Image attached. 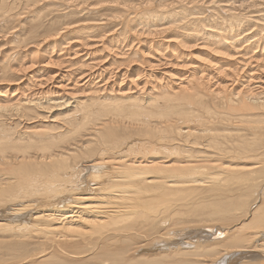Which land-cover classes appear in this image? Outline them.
<instances>
[{
    "label": "bare ground",
    "instance_id": "1",
    "mask_svg": "<svg viewBox=\"0 0 264 264\" xmlns=\"http://www.w3.org/2000/svg\"><path fill=\"white\" fill-rule=\"evenodd\" d=\"M0 143L10 264H264V0H0Z\"/></svg>",
    "mask_w": 264,
    "mask_h": 264
},
{
    "label": "rangeland",
    "instance_id": "2",
    "mask_svg": "<svg viewBox=\"0 0 264 264\" xmlns=\"http://www.w3.org/2000/svg\"><path fill=\"white\" fill-rule=\"evenodd\" d=\"M20 22H21V19H20ZM20 22H16L14 25L16 26L18 23H20ZM23 23V22H22ZM24 23H26V21H24ZM26 26V25H25ZM45 122H48V121H46L45 119H42L41 121H38V120H33L32 121V123H38V124H44ZM31 126H34V124H32ZM14 141L12 142V143H18V144H21V146H25V145H27L28 143H26V141L24 142V141H22V140H18L17 138H14L13 139ZM1 144V143H0ZM135 143H133V144H131L130 146H132V145H134ZM134 150H137V147H135L134 148ZM31 151V150H30ZM34 151V152H33ZM31 152H33V153H31ZM30 153H31V155H33V154H40L39 153V151H37V150H32ZM14 179H16L17 180V178H15V177H13ZM188 213H192V212H188ZM151 226V225H150ZM135 239V238H134ZM134 239H128V240H124V241H122V244H120V246L118 245L117 247H121V246H123V247H121L120 248V250H119V252H120V255H121V262L120 263H123V264H129L130 262H134V261H132L131 260V258L132 257H144V256H147V257H151L152 258V261H153V259H156V258H160V257H162V256H165V255H170V253L168 252V248L167 249H164V250H166V251H163V253H160V252H156L157 254H155L154 252H152V251H149L151 248L152 249H154L153 247H156L157 245H159L158 243H157V245L156 246H153V244H156V242L154 241V242H152V246H147V247H144V248H142V249H140L137 253H136V246H138V245H136L135 244V240ZM132 240V241H131ZM166 241H163L162 243H165ZM167 243V242H166ZM135 245V246H134ZM132 246V247H131ZM27 248H25V250H23V251H17V252H14V251H12L11 249H9V248H6V247H2V246H0V264H10V263H15V262H18V261H22V260H24V258H25V255H27V254H30L31 253V255L32 254H35V253H39V252H41L42 250H43V247L42 246H39V245H37L36 244V242H33V243H29L27 246H26ZM115 249V248H114ZM134 251H133V250ZM122 250V251H121ZM133 251V252H132ZM141 251V252H140ZM130 252H132L131 254H130ZM136 253V254H135ZM128 254H130L129 255V257H128ZM152 254H155V255H152ZM149 255V256H148ZM150 255H152V256H150ZM162 255V256H161ZM131 257V258H130ZM138 257V258H139ZM87 258V259H86ZM86 258H84V260H81V262L79 261V262H77V263H75V264H102V262L105 260V258L104 257H101V259L100 260H96L95 261V259H97V257L96 256H94V255H92V257L90 256L89 258L88 257H86ZM138 258H136L135 260H138ZM86 259V260H85ZM58 260V261H57ZM59 260H61L60 258H57V257H51L49 260H48V262H46V264H53V262H54V264H60V261ZM139 260H141V259H139ZM57 261V262H56ZM37 264H39V262H37ZM66 264H71V263H66ZM106 264V263H105ZM107 264H111V262H108ZM112 264H114V263H112Z\"/></svg>",
    "mask_w": 264,
    "mask_h": 264
}]
</instances>
